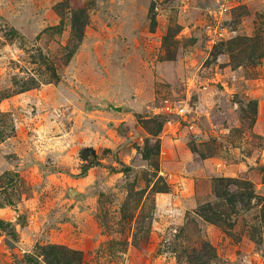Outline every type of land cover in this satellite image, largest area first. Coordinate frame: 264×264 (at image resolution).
Here are the masks:
<instances>
[{
    "label": "rangeland",
    "instance_id": "374dc122",
    "mask_svg": "<svg viewBox=\"0 0 264 264\" xmlns=\"http://www.w3.org/2000/svg\"><path fill=\"white\" fill-rule=\"evenodd\" d=\"M263 100L264 0H0V264H264Z\"/></svg>",
    "mask_w": 264,
    "mask_h": 264
},
{
    "label": "trees",
    "instance_id": "16d2710c",
    "mask_svg": "<svg viewBox=\"0 0 264 264\" xmlns=\"http://www.w3.org/2000/svg\"><path fill=\"white\" fill-rule=\"evenodd\" d=\"M2 134V132L0 131V135ZM95 152L93 151L92 148L90 147H85V148H82L81 152H80V157L81 159L85 162L84 164H82V166L80 167V172L76 175L77 177H84L88 171V169L93 166V161L95 159ZM208 221H212V222H218L220 221V215L218 214H215L214 217L210 218V217H207L206 218ZM213 219V220H212ZM44 248V247H43ZM63 248H59L58 246L56 245H49L46 247V252H45V256H46V261L49 263V264H61L60 262V258H59V254L61 253V250ZM69 251V250H67ZM71 253H74L72 251H70ZM75 255H77V259L79 260V256L78 254L76 253ZM211 257H214V254H210ZM68 262V261H66ZM195 264V263H193Z\"/></svg>",
    "mask_w": 264,
    "mask_h": 264
},
{
    "label": "crops",
    "instance_id": "0c3cea01",
    "mask_svg": "<svg viewBox=\"0 0 264 264\" xmlns=\"http://www.w3.org/2000/svg\"><path fill=\"white\" fill-rule=\"evenodd\" d=\"M254 131L264 136V100L259 102L258 113L254 122ZM264 149L262 150V153Z\"/></svg>",
    "mask_w": 264,
    "mask_h": 264
},
{
    "label": "water",
    "instance_id": "95a60500",
    "mask_svg": "<svg viewBox=\"0 0 264 264\" xmlns=\"http://www.w3.org/2000/svg\"><path fill=\"white\" fill-rule=\"evenodd\" d=\"M107 106L108 107H110L111 109H114V110H118V111H120L121 110V108L120 107H116V106H114L113 104H107Z\"/></svg>",
    "mask_w": 264,
    "mask_h": 264
}]
</instances>
